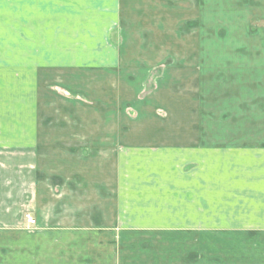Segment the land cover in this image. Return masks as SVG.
Segmentation results:
<instances>
[{
    "label": "crops",
    "instance_id": "0c3cea01",
    "mask_svg": "<svg viewBox=\"0 0 264 264\" xmlns=\"http://www.w3.org/2000/svg\"><path fill=\"white\" fill-rule=\"evenodd\" d=\"M3 1L0 227L34 232L0 264H46L47 238L53 264H207L209 229L260 234L264 264V0H180L179 43L175 0H143L166 9L135 10L140 41L126 0Z\"/></svg>",
    "mask_w": 264,
    "mask_h": 264
},
{
    "label": "rangeland",
    "instance_id": "374dc122",
    "mask_svg": "<svg viewBox=\"0 0 264 264\" xmlns=\"http://www.w3.org/2000/svg\"><path fill=\"white\" fill-rule=\"evenodd\" d=\"M18 0L14 1V4H18L19 2H17ZM126 11H127V17H126V26L124 29V32L126 34V37L128 40L130 41H140L142 39V37L144 35L140 34L139 32L136 31V26L134 25V15H135V10H139L142 12H146L147 13V19H150V15H153L152 10L155 11H159L158 16H160V11H164L166 9V3L165 2H153V1H143V0H126ZM6 2L5 1H0V16L5 17V13H6ZM170 6V5H169ZM184 3L180 0H175L173 2V12H174V42L175 43H179L182 41V36H183V31H182V26H181V15H182V11H183V7ZM171 9V6L170 8ZM138 11V12H139ZM160 18V17H159ZM187 28H191V25ZM207 29V28H206ZM188 30V29H186ZM186 33V32H184ZM188 34V33H186ZM207 35V33H206ZM160 36V34H159ZM208 36V35H207ZM189 37V40H193V35H184V40H186V38ZM208 38V37H207ZM257 40V39H255ZM10 84V83H8ZM177 84L180 83H175V88L176 86H178ZM7 83L5 82H0V101L4 102L3 97L7 94L8 96H10V93L13 92V94L16 95L20 94V83L19 82H14L11 83L12 88H6ZM262 89L263 88V83H262ZM261 90V89H258ZM8 91V93H7ZM256 91V90H255ZM17 93V94H16ZM258 98V97H257ZM255 98L254 100L257 101H261L260 98ZM218 100H223V99H218ZM217 108H210V114H207V119L206 121H215V119H212L211 116L213 114L212 110H215L216 112ZM234 109H238L235 108ZM239 110V109H238ZM217 114V112H216ZM215 114V116H217ZM222 119L216 118V121H222V122H229L231 120L234 121H240V119L242 117L245 116V114L239 113L237 115H228V119L225 118L227 116L221 115ZM237 116V117H236ZM237 118V119H236ZM248 119L251 120L253 122V131H252V136L255 138V141H258V138L260 139L261 137H264V110L261 111L259 110L258 112H255L254 114H251V116H249L248 114ZM248 120V121H249ZM263 127V129H262ZM210 131H207V133H209ZM213 132V131H212ZM259 149V148H257ZM6 194L2 193L0 194V218L4 217V213H5V209L3 207V199H5ZM4 209V210H3ZM224 213V211H223ZM240 214V212H239ZM258 215L260 213H257ZM10 217H13V211L11 210V214ZM26 218V220L28 221L29 224H34L31 223V220L33 221V219L30 218L29 215H25L24 216ZM13 228V229H12ZM5 227V226H1L0 227V246L1 247H5V245H10L9 239H17V238H12L10 237V235L12 233L19 235L18 233H27V232H31L32 230H27L29 229L28 226H19V227ZM208 228V227H207ZM212 228V227H209ZM242 230H239V232L237 234H233V235H220V234H215V232L211 231L210 229L207 230L206 232V260H207V264H213L212 262H214L213 259H216L217 256H222V259L224 261H231L234 262L235 264H250L249 262H246L245 258H243V255H250L252 257V259L254 260V264H259L257 262L260 261V257H261V236L260 234H254L253 236H248L245 234H243V232H241ZM34 232V231H32ZM39 232H43V231H39ZM114 232V233H118ZM50 233V232H47ZM129 234H127L126 238L120 240V238L118 237V235H115V239L114 241H116V243H114L115 245H128L130 243H133L134 240L132 238V235L130 234V232H128ZM142 233H148V232H142ZM139 234V233H138ZM21 235V234H20ZM49 240H53V238H47V242H46V253H47V261L46 264H53L54 261V257H53V250H54V245L55 242L53 241H49ZM17 241H21L17 239ZM14 242V244L19 245L18 242ZM69 242V241H68ZM143 243H147V242H143ZM12 244V242H11ZM144 247L146 248L147 245H144ZM69 249V248H68ZM129 254H124L125 257V261L126 260H130L131 257L133 258V254L131 251H126ZM219 259V258H218ZM251 261L252 259L249 258ZM211 262V263H208ZM4 264V261H3ZM226 264V263H225Z\"/></svg>",
    "mask_w": 264,
    "mask_h": 264
},
{
    "label": "built area",
    "instance_id": "2783aa9c",
    "mask_svg": "<svg viewBox=\"0 0 264 264\" xmlns=\"http://www.w3.org/2000/svg\"><path fill=\"white\" fill-rule=\"evenodd\" d=\"M31 223H33V221L31 220Z\"/></svg>",
    "mask_w": 264,
    "mask_h": 264
}]
</instances>
